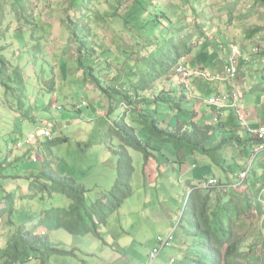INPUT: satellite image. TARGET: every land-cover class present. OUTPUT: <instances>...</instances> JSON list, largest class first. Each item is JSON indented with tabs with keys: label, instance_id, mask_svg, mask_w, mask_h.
Returning <instances> with one entry per match:
<instances>
[{
	"label": "rangeland",
	"instance_id": "1",
	"mask_svg": "<svg viewBox=\"0 0 264 264\" xmlns=\"http://www.w3.org/2000/svg\"><path fill=\"white\" fill-rule=\"evenodd\" d=\"M71 1L0 0V210L5 208V201L2 199L9 195L13 196L16 207L10 217L14 226L7 223L9 218L6 214L0 219V247L4 246L7 237L14 233L16 227H33L39 214L51 208L66 207L69 203L65 196L59 194L52 198L47 195L29 198V194L34 193L30 191V181L26 180L30 174L36 175L44 170L66 176L63 174L68 172L66 177L74 178L90 190L86 196L88 203L98 194L107 192L113 184L115 169L112 165L116 160L113 152L118 150L115 139L118 137L112 126L121 125L123 117L127 113L130 115L129 107L124 112L126 103L118 105L116 110L108 114L113 117L110 126H106L108 130H102L108 119L100 118L86 105L91 104L97 110L102 101H105L95 100L98 97H94L96 93L101 98L105 96L108 104L109 100L96 90L93 82L84 85L83 72L77 71V59L82 57L85 49L82 51L80 48V38L73 39L70 23L84 27L82 33L87 38L86 45H89L91 51L88 54L96 53L91 46L96 47L98 55L105 51L103 56H106L107 63H99L95 57H86L83 64L97 68V75L106 81L107 86L112 84L110 80L116 73L120 77V83L130 84L132 80L135 81L134 77H138L143 67V57L146 58L148 51L156 45L155 43L153 47L139 52L146 45V39L140 37L141 40L138 41L144 44L140 48L134 43L138 34H130L121 20L106 19L111 13L110 7L115 5L114 0H80L76 4L85 5L77 10ZM156 1L162 4L160 10L176 15L174 25L166 23V26L183 28L179 38L189 34L194 35L195 39L199 37L194 47L192 46L191 54L200 50L207 39L210 40V51H216L219 59L224 56V52L227 55L229 53L226 46L219 48L223 44L237 46L235 52L243 62L239 78L243 80V75H251V79H257L259 88H264L260 79V74L264 72V57H259L258 54L264 47V7L260 3L255 2L256 0ZM193 8H196V12ZM197 28L203 29L201 37ZM252 31L254 34L249 37L248 32ZM252 43L254 45L250 47ZM251 53L252 56H248ZM140 55L143 57L140 58ZM172 73L175 74L174 69L168 75L171 77L169 84L175 82L172 81L175 80ZM165 80L164 76L152 84L155 94L161 92L162 87L168 88ZM56 85L57 88L54 89ZM82 102L86 105H81ZM256 110L264 118V101L259 102ZM15 115L20 119L14 120ZM24 119L28 123H21ZM30 120L36 123L29 124ZM128 121L129 124H134L133 121ZM41 123L49 127L51 137L34 143L36 148L26 144L17 148L16 143L23 142L38 127L46 128ZM13 127L16 133H20L19 140L14 141L15 134L10 133ZM138 127L137 131L140 129L139 125ZM247 136L246 133L242 139L248 138ZM246 150L248 152L243 154L248 156L250 148ZM32 153L39 159L37 162L31 161ZM131 154L134 159L142 155L133 150ZM263 154L264 152H258L255 157H246L242 163L238 162V166L248 172L256 171L260 162L264 165ZM228 159L232 160L231 156ZM219 167L225 168L223 164ZM232 170L238 174L240 169L236 166ZM214 174L224 182L225 177L220 170L214 171ZM230 176H233L232 173ZM218 178L216 179L219 180ZM95 183H102L104 187L97 191L93 188ZM44 184L48 185L42 179L36 183L35 194H42ZM250 184V177H247L246 182L239 185V189H248ZM222 190L209 188L205 190L208 192L199 193L203 196L212 192L208 203L211 209L220 196H224V200L232 199L235 204L240 202V205L245 200L249 205L256 202L255 195L250 200L251 193ZM187 194L186 191L184 198L176 203L168 200L170 193L155 191L150 187L145 190L136 178L132 195L123 202V207L111 215L109 224L101 227L102 239L91 234L72 236L65 230L51 231L47 226L37 227L36 230L41 227L46 229L47 237L54 247L77 251L75 256L53 255L48 264H150L148 255L156 246V238L167 236L174 228L173 240L151 264H193L196 247L193 245V238L185 233L191 231L192 226L184 221L182 227L185 230L178 226ZM158 204L157 209L154 208L153 205ZM169 208L171 213L167 215ZM156 211L159 213H153ZM252 216L254 214L247 212L232 224L233 236L240 242L239 264H258L261 261L249 260V257H253L250 255L259 252L255 247L261 242L259 236L262 225L254 223ZM248 248L254 250L245 251ZM25 264L38 262L31 260Z\"/></svg>",
	"mask_w": 264,
	"mask_h": 264
},
{
	"label": "trees",
	"instance_id": "2",
	"mask_svg": "<svg viewBox=\"0 0 264 264\" xmlns=\"http://www.w3.org/2000/svg\"><path fill=\"white\" fill-rule=\"evenodd\" d=\"M77 1L80 0L71 1L76 10L85 5L81 3L77 5ZM114 2L115 5L110 7L111 13L106 19L109 21L121 20L125 29L130 30V34H138L136 35L137 40L134 39V43L140 48L144 44L138 40H141L140 37L145 38L146 45L139 52L151 46L153 47L156 43L154 48L148 51L146 58L140 55V58H144L143 67L138 73L139 78L134 77L135 81L132 80L130 84L120 83V77L116 73L110 80L112 84L107 86L106 81L104 82L100 75H97V68L89 65L84 66L83 63L86 57H95L99 63H107L106 56H103L106 53L104 51L98 55L96 47L91 46V49L96 53L95 55L88 54L91 51L89 45H86L87 38L82 33L84 27L70 23L73 39L80 38V48H82V51L83 48L85 49L82 52V57L77 59V71L83 72L84 85L93 82L96 90L107 96L109 100L108 114L116 110L121 103H126L125 112L128 111L127 107H129V111H131L130 122H134V124H126L123 121L121 125L116 124L115 127H112L121 140L120 148L114 152L117 160L112 187L107 192L98 194L93 201L88 203L86 196L89 190L74 178L58 176L52 171L44 170L36 175L30 174L26 177V180L30 181L29 188L34 193L29 194V198L35 199L45 195L52 198L54 195L59 194L65 196L69 203L66 207L51 208L46 212H42L37 218L36 225H32L31 228L26 226L16 227L14 233L7 237L4 246L0 247V264H25L31 260H35L39 264H48L50 257L53 255H76V250L69 251L54 247L45 232L44 235H41L42 232L37 233L36 228L39 226H47L51 231L65 230L72 236L91 234L98 239H102L100 227L105 225L108 218L117 212L123 202L132 195L131 180L134 167L127 148L141 153L145 163L152 154L153 149L147 142H143L142 136L147 138L153 136L161 143H168L174 147L188 149L202 155L217 153L224 147L222 140L217 148L213 150L206 149V144L211 136V127H200L192 121L177 122L175 126H170V124L166 125L165 120H162L157 114L159 104H165L172 110H178L179 102L173 101L171 95L163 91L155 94L152 84L164 76L167 79L165 81H170L171 77H168V75L185 55L191 54L192 46L194 47L199 37L195 39L194 35L189 34L179 38V34L184 29L166 26V23L174 25L176 15L172 12L160 10L162 4L159 1L114 0ZM255 2L264 7V0H256ZM193 10L196 12V8H193ZM198 32L201 37L203 29H198ZM248 34L251 37L254 31L248 32ZM203 45L205 47L203 54H206L211 47L210 40L207 39ZM253 45L254 43L250 44V47ZM225 46L229 49L232 45L225 43L222 48ZM258 54L259 57H264V47ZM249 56H252V53ZM171 76L174 77L176 74L172 73ZM260 79L264 84V72L261 73ZM138 125L140 126L139 131L136 130V128H139ZM226 141L224 140V143ZM41 179L46 181L48 185L44 184L42 194H35V190H37L36 183ZM199 192L202 191L195 190L188 194L178 222V226L181 227L182 221L192 226L191 231H185L187 236L193 238V245L196 247L192 263L239 264L238 260L241 257L240 242L238 238L233 236L232 224L241 215L243 216L249 212L251 205L247 200L240 205V202L235 204L232 199L227 198V200H224V196H220L216 205L211 209L208 203L212 192L203 196ZM0 198H2V195H0ZM2 201H5V208L0 210V219L6 214L9 218L7 223L14 226L15 223L10 220L16 210L13 196L9 195L6 199L3 198ZM182 229L185 230V227H182Z\"/></svg>",
	"mask_w": 264,
	"mask_h": 264
},
{
	"label": "crops",
	"instance_id": "3",
	"mask_svg": "<svg viewBox=\"0 0 264 264\" xmlns=\"http://www.w3.org/2000/svg\"><path fill=\"white\" fill-rule=\"evenodd\" d=\"M210 48L206 54H203V52H205V47L202 46L200 50H197L194 54H190L180 61L182 62L185 71L188 72L187 79H183L182 77L180 78L179 75H176L175 80L172 79V81H175L173 84H169V81V83H166V85L168 84V88L162 87L160 89L161 91L163 90L166 92V94L171 95L173 101L179 102V109L172 110L168 105L159 104L157 106V114L162 120H165L166 125L170 124V126H175L177 122L181 123L192 121L200 127H211V136L209 137L206 144V149L213 150L214 148H217L219 142L222 140L224 147L217 153L202 155L197 152H191L188 149L186 150L184 148L174 147L168 143H161L153 136L148 138L146 136H142L143 142H147L153 150L151 151V156L145 163L142 155L141 157H135L134 159L133 155L131 154L132 149L127 148L128 154L132 160V165L134 167L131 187H133L135 179L138 178V181L141 183V187H144L145 190L150 187L155 191H163V193L167 192L168 194L170 193L171 195H169L168 200L179 203V199L184 198L186 191L188 194L195 190L206 192L202 188L203 183L209 179H215L217 181V185L212 188L223 189L222 191H245L247 194L251 193V201V197L255 195L256 202H254V205L250 204L252 208L250 207L251 210H249V212L254 214V216L251 217L252 219H255L254 223H261L262 225L261 235L259 236L261 242H257L258 245L255 247V250H259V252L257 254L250 255L253 257H249V260L256 262L260 259L261 261L258 264H264V165H262L260 162L258 164L257 170L250 172H248V170H244L241 168V166H238V162L242 163L246 157L248 159L255 157L259 152L256 151L258 142L255 141L256 139L254 135L257 128L260 125H264V118H261L258 115L256 109L257 105H259V102L264 101V88H259L260 86L257 84V79H251V75H243L242 78L245 77L243 79L244 81L240 79L241 69L239 71L238 78L230 82L210 80L211 77L222 74L224 69V57L227 55V53L224 52V56H221L219 59L218 53H216V51H210ZM219 48L221 49L222 46ZM227 50L229 52L228 48ZM242 63L243 62L241 61V66ZM56 88L57 85L54 89ZM77 89H79V87ZM234 91L238 92L239 96L234 101L229 100L230 93ZM96 95L98 97H95ZM99 96L100 94L96 93L94 95V99L98 102L99 99H104L105 101H102L101 104L99 103L100 106L97 110L92 108L91 104L88 106V104L86 105L85 103V105L86 107H91L92 111L100 118L106 120L108 119L106 125L103 124L102 126V130L104 131L113 117L112 115L108 116V103L106 97L104 96L101 98ZM213 97H219L222 103L225 105L221 111V114L219 110L208 105L207 103V101ZM128 115L129 114L127 113L123 117V120L126 124H129L128 120H130L131 113L129 116ZM13 118L14 120L20 119L19 117L17 118L16 115L13 116ZM215 118H217V122L214 121ZM117 120L118 119H116V121ZM22 121L23 123H28L27 119L21 120V123ZM31 122L32 120H30L29 124ZM32 123L35 124L36 121ZM41 124L44 125L46 129H49V127H47L45 124ZM37 127L38 126H36V129ZM42 127H38V130ZM242 129L244 132H242ZM106 130L108 129L106 128ZM245 132L247 133L248 138L242 139V137L246 135ZM10 133L15 134L14 141L20 139V133H16L14 127L10 129ZM115 139L116 148H120L121 140L119 138ZM224 140H227L226 143H224ZM226 145L227 148H225ZM249 148V155L247 156L246 154H243L247 151L246 149ZM229 156H231L232 159L230 161L228 159ZM115 157L117 160L116 155ZM262 158L264 161V154L262 155ZM116 160L112 165L114 169ZM220 164H223L225 168H220ZM236 166L240 169L238 174L232 170ZM218 170L223 173L225 177L224 182L214 174V171ZM230 173H232L233 176H230ZM243 173H246L245 177L240 178V175ZM63 175L68 176V172ZM247 177H250L251 184L249 188L246 189L243 187L239 189V185L243 182L245 183ZM205 178L207 180H205ZM220 181L222 183H220ZM102 187H104V184L102 183L93 184V188L97 191ZM159 205L160 204L153 206H155L154 208L157 209V206ZM121 207H123V205ZM254 208L255 210H253ZM153 213L157 214L159 212L156 211ZM170 213L171 210L169 208L167 209L166 214L170 215ZM109 218L106 221V226L109 224ZM29 224L30 223H28V226ZM105 225L101 227H104ZM36 231L38 233L45 232L47 235V231L44 227H41ZM247 246H250V244ZM251 247H254V245H251ZM252 249L254 250V248H248L245 251H251ZM87 255L89 254L87 253Z\"/></svg>",
	"mask_w": 264,
	"mask_h": 264
},
{
	"label": "built area",
	"instance_id": "4",
	"mask_svg": "<svg viewBox=\"0 0 264 264\" xmlns=\"http://www.w3.org/2000/svg\"><path fill=\"white\" fill-rule=\"evenodd\" d=\"M229 49L230 50H229L228 55L224 57V69H223L222 74L213 76L210 78V80H221V81L230 82L238 78L239 71H240V65H241L240 56L237 54V52H235V46L233 47L230 46ZM174 72L176 75H179L183 79H187L188 77V72L185 71L184 67L180 63H178L175 66ZM238 96H239V93L234 91L230 93L229 100L234 101ZM207 103L208 105L213 106L217 110H219L220 114H221L223 107L225 106L219 97L210 98L207 101ZM84 104L85 103H82V105ZM214 121L217 122V119L215 118ZM51 135H52L51 130H48L42 127V129H39V130L37 129L33 133L29 134L28 137L22 140L23 142H17L16 147L20 148L22 147L23 144H26V145H31L36 148L37 145L35 146L34 143H39L40 139H48L49 137H51ZM254 136L257 139V141L261 142V144L257 146L256 151H259V152L264 151V125H260L257 128ZM34 153L31 154V161L37 162V160L39 159ZM245 175L246 173H243L242 175H240V178H244ZM215 185H217V181L215 179H209L203 183L202 188L204 190H208L209 188H212ZM174 230L175 228L173 229L171 233H169L165 237L158 236L156 238V246L150 251L148 255V260L150 264L159 255L161 250H163L166 246H168L170 242L173 240ZM41 235H44V232H42ZM171 262H173V259H171Z\"/></svg>",
	"mask_w": 264,
	"mask_h": 264
},
{
	"label": "bare ground",
	"instance_id": "5",
	"mask_svg": "<svg viewBox=\"0 0 264 264\" xmlns=\"http://www.w3.org/2000/svg\"><path fill=\"white\" fill-rule=\"evenodd\" d=\"M181 78V77H180ZM82 105V104H81ZM131 112V111H130ZM219 117V116H218ZM217 119V118H216ZM33 133V132H32ZM256 139V138H255ZM257 141V139H256ZM258 142V146L261 144V142L257 141ZM260 152H264V151H260Z\"/></svg>",
	"mask_w": 264,
	"mask_h": 264
}]
</instances>
